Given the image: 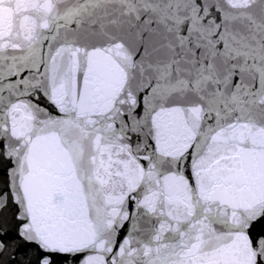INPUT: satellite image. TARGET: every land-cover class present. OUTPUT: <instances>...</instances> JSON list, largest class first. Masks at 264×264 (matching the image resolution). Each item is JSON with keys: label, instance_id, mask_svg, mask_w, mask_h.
Returning a JSON list of instances; mask_svg holds the SVG:
<instances>
[{"label": "snow or ice", "instance_id": "6c2138e0", "mask_svg": "<svg viewBox=\"0 0 264 264\" xmlns=\"http://www.w3.org/2000/svg\"><path fill=\"white\" fill-rule=\"evenodd\" d=\"M0 264H264V0H0Z\"/></svg>", "mask_w": 264, "mask_h": 264}]
</instances>
